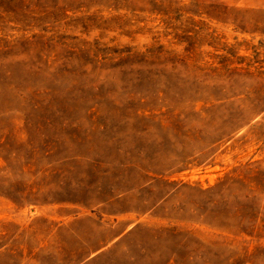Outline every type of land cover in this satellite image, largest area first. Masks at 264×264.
<instances>
[{
	"label": "rangeland",
	"instance_id": "obj_1",
	"mask_svg": "<svg viewBox=\"0 0 264 264\" xmlns=\"http://www.w3.org/2000/svg\"><path fill=\"white\" fill-rule=\"evenodd\" d=\"M0 264H264V15L0 0Z\"/></svg>",
	"mask_w": 264,
	"mask_h": 264
},
{
	"label": "crops",
	"instance_id": "obj_2",
	"mask_svg": "<svg viewBox=\"0 0 264 264\" xmlns=\"http://www.w3.org/2000/svg\"><path fill=\"white\" fill-rule=\"evenodd\" d=\"M232 2L240 4L244 11L248 10L249 13L264 15V0H232Z\"/></svg>",
	"mask_w": 264,
	"mask_h": 264
}]
</instances>
